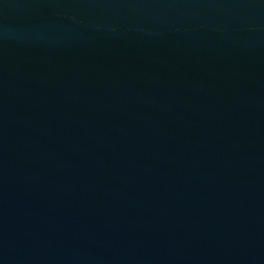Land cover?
Masks as SVG:
<instances>
[{
  "label": "water",
  "instance_id": "water-1",
  "mask_svg": "<svg viewBox=\"0 0 264 264\" xmlns=\"http://www.w3.org/2000/svg\"><path fill=\"white\" fill-rule=\"evenodd\" d=\"M0 264H264V0H0Z\"/></svg>",
  "mask_w": 264,
  "mask_h": 264
}]
</instances>
